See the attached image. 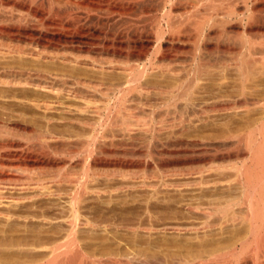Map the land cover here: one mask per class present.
Here are the masks:
<instances>
[{"label":"bare ground","instance_id":"obj_1","mask_svg":"<svg viewBox=\"0 0 264 264\" xmlns=\"http://www.w3.org/2000/svg\"><path fill=\"white\" fill-rule=\"evenodd\" d=\"M8 7L0 170L23 171L0 172V264H264V44L251 41L264 37V0H0ZM70 141L81 172L26 168ZM125 142L185 164L97 173L95 149ZM161 233L193 237L160 244ZM168 247L170 259L149 253Z\"/></svg>","mask_w":264,"mask_h":264},{"label":"rangeland","instance_id":"obj_2","mask_svg":"<svg viewBox=\"0 0 264 264\" xmlns=\"http://www.w3.org/2000/svg\"><path fill=\"white\" fill-rule=\"evenodd\" d=\"M262 3H263V1H262ZM262 3L260 2V4H262ZM241 8H243V7H241ZM4 13L5 14L8 13L7 15L17 14L16 11H14V9H12L11 7L0 8V14H4ZM233 36L234 35H230L229 38H233ZM248 40H251V39H248ZM251 41L257 42L258 45H260V43L262 44V42L264 44V37L263 38H262V36L255 37L254 39L252 38ZM228 42H230V41H227L226 45ZM230 43L232 44V42H230ZM230 43H228V44L231 45ZM228 75L227 76L229 78H232L234 75V72H232V74L229 73ZM216 83H217V81H216ZM180 104H181V102H178V105H180ZM32 117H38V116L34 115ZM55 118H59V116H55ZM28 123L29 124H27L25 122L20 123L17 129L20 130L21 132H30L32 129L39 130V125H34L30 122H28ZM15 142H16L15 144L17 147L14 150L20 151L22 149V145H24L25 142L23 140L17 139V138L15 139ZM32 143H36V141L32 140L31 144ZM108 144H110V143H108ZM123 144L124 145H111L110 144L109 145L110 147H105V150L113 151L114 154H111V155L97 156L96 153H98L99 150L95 149V153L93 154L92 161L95 158L103 159V162L99 163L97 166V173H104V172L108 171L109 168L115 167V168H133V170H134L133 173L142 174V173L149 170V169H147V167L149 166L150 163L152 164L155 172H159V168H158L159 164L161 165L162 163H164V164H168L170 166L173 165L174 167H181V166H183V164H185L184 160L187 157L186 155L185 156L184 155L159 156V155L154 154L152 156V158H150V160L144 159L139 154L135 155L133 153V151L137 152L139 150H141V151L146 150L144 147H147L146 146L147 143L137 142L134 144H128V142H125ZM73 147L78 148L77 144H75L74 141H70V142H66V146L64 147L63 151H58V152L49 151L45 154L34 152L33 157L30 158V160L27 162L29 167H26L24 164L21 165L19 161H14V164L11 165L13 162L11 163L8 159H6V161L4 163L10 164L11 166H15V167H23V168L26 167L28 169H32V168H39V167H43L44 165H48V164L40 165V163H38V162L48 161L49 164L52 166H55L58 168L66 167L65 172H71L72 171L73 173H78V172H81L82 160L84 157L82 155L75 154ZM171 149H168V150L171 151ZM174 151H179V149H174ZM7 160H8V162H7ZM7 164H5V165H7ZM178 169H180V168H178ZM2 171L4 173H7V174L19 176L20 174H22L21 171H23V170H20V172H16V171L8 170V168H3ZM2 171L0 170V172H2ZM173 198H174V195L171 197V199H173ZM160 200H163V199H160ZM152 201H156V199H152ZM45 202H47V201H45ZM91 203H94V200L88 201V204H91ZM153 212L155 214L157 213L156 216L161 219V222L167 221L168 223H170V222L173 223L174 221L176 222V220H177L176 218H180V216L177 214L176 210H170L169 211L167 209H155V210H153ZM161 234H158V235L155 234L154 235L155 236L154 238H156L159 241L158 243H160V244L168 243L169 242L168 240H170L171 242L172 241L173 242H175V241L179 242L181 239H182L181 241H184V239L186 240V239H190L191 237H193V236H190V238H189V235H186L187 237L184 236L185 237L184 239H183V237L180 239V237L176 236L175 234L174 235H172V234L164 235L163 233H161ZM186 241H189V240H186ZM164 247H165V249L167 248L166 245H164L163 248L162 247L161 248L164 249ZM161 248L157 249L155 254H153L154 252H149V253H152V255L154 257L159 258L160 260H164L165 258L166 259L172 258V256H173L172 253H174V251H176V249L174 247H172V249L168 247V249H170L173 252H170L168 250L159 251V250H161Z\"/></svg>","mask_w":264,"mask_h":264}]
</instances>
